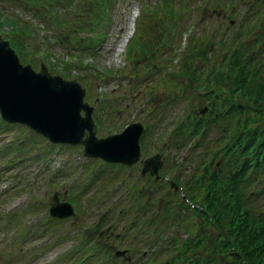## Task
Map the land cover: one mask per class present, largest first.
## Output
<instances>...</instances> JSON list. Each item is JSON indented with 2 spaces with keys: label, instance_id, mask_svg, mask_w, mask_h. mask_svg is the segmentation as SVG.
<instances>
[{
  "label": "rangeland",
  "instance_id": "obj_1",
  "mask_svg": "<svg viewBox=\"0 0 264 264\" xmlns=\"http://www.w3.org/2000/svg\"><path fill=\"white\" fill-rule=\"evenodd\" d=\"M182 1L189 4L188 8L180 10L177 16L168 13L169 18L150 13L147 4L155 9L160 0H110L107 20L100 23L103 37L98 43L87 45L84 41L89 40L92 31L82 25L89 24L92 10H96L92 9V0H73L71 5L58 0L59 3L51 4L52 9L26 0H0V33L8 35L12 33V26L17 29L22 27V22L27 24L28 32L20 31L26 61L38 68L42 60L49 67L41 58V51L48 49V58L56 65L53 72L76 77L85 88L83 99L91 105L92 116L100 119L95 123L97 136L119 132L121 126L130 121L143 122L145 129L139 140L137 162L122 167L116 162L104 164L99 156L83 154L80 142H45L42 132L28 128L24 122L0 117V148L11 140L18 142L7 144L6 153L0 158V264H155L154 247L149 248L145 243L141 220L145 219L146 213L158 212L159 204L173 202L169 191L175 190L176 200L164 214L170 219L177 209L183 211L181 200L187 202L184 194L178 196L180 186L164 176L165 172L170 175L172 166L179 162L188 137L175 135L174 126L183 113L206 114L208 107H202L208 102H216L212 100L211 91L210 96L208 93L201 95L200 82L193 92L188 86L183 92V79L188 70L184 65L187 59L184 46L195 41L199 44L202 39V43L207 41L212 45V58L223 55L224 47L220 46V41H230L235 31V18L255 0ZM57 13L63 20L59 27L52 21ZM158 15L163 16L157 19ZM13 19L17 20V26L10 22ZM161 28L171 38L162 46L155 44ZM72 32L76 35L73 40L70 39ZM41 35L42 39L38 41ZM251 36L252 33H242L245 40H251ZM136 38L148 43L149 54L156 58L155 61L147 64L148 57L143 53L137 55L136 51L128 56L127 45ZM192 59L197 62L199 57ZM71 63L74 69L69 71L65 66ZM209 65L207 61L201 68L207 69ZM180 69L183 71L179 73ZM186 101L189 104L184 107ZM4 122L8 126L1 130ZM219 129L215 134L211 133L214 137L211 148L221 145ZM195 143L192 146H197ZM45 144L44 149L50 146L48 154L37 155ZM208 148L203 147L200 153L204 155ZM156 152L161 164L153 173L146 170L138 176L144 158ZM192 152H186L180 162L178 181H185V175L192 171L193 162L189 161ZM159 181L164 184L158 185ZM165 185L171 186H168V193L163 190ZM260 186L255 187L257 194ZM54 193L58 201L66 199L72 203L74 212L70 216L53 219L49 215L48 207ZM70 197L74 199L71 201ZM262 200V194L253 196L257 208H262ZM55 207L57 211L65 209V206ZM121 207L126 211L123 216L119 213ZM183 214L185 218L190 215L188 210ZM129 220L132 225L127 226ZM156 223L163 225L164 220L157 217ZM43 226L44 230L41 229ZM150 239H153L152 235ZM79 243L91 245L89 248L97 252L86 256L91 250L78 249L72 256L78 260L73 262L68 258V252ZM121 248L127 249L123 254L116 253V249ZM84 258L85 262H82Z\"/></svg>",
  "mask_w": 264,
  "mask_h": 264
},
{
  "label": "trees",
  "instance_id": "obj_2",
  "mask_svg": "<svg viewBox=\"0 0 264 264\" xmlns=\"http://www.w3.org/2000/svg\"><path fill=\"white\" fill-rule=\"evenodd\" d=\"M26 1L33 5H45L50 9L54 1L65 2L64 5H71L73 2V0ZM177 1L175 4L173 0H160L155 9L150 4L147 6L151 14L168 16L169 13L177 16L180 10L189 6L182 0ZM109 3L110 0H92V9L96 10H92L93 15L88 19L89 24L82 25L92 33L84 44L87 41V45H94L103 37L104 32L100 23L107 20ZM245 11V20L243 19L244 21L242 20L234 31L235 36L232 35L234 38L230 39V41L233 39L231 43L229 39L220 41V46L224 47L223 55L217 53L219 56L212 58V45L207 41L202 43V39L199 44L195 41L191 45L188 44L189 46H184L187 51L184 65L188 69L183 79L185 87L188 86L189 91L193 92L194 87L201 85L203 92L201 95L208 93L210 96L211 91L212 100L216 102H208L209 110L206 114L183 113V117L174 126L175 135L188 136L184 141L185 147L192 141L187 152L194 151L189 156V161L193 162L192 174L190 172L185 175L187 177L185 181L181 179L178 181L180 176L177 172L170 173L172 180L181 186L186 196L187 202L181 200L182 210H188L190 215L185 218L183 211L178 209L172 219L164 215L169 205L176 203L174 189L173 192L169 191L172 203L166 202L163 206L159 204L158 212L146 213V220H141V226L145 231V243L149 248L154 247L152 258L156 261L155 264H264V0L249 3ZM161 16L163 15H158L157 19ZM52 21L57 27L63 22L58 13ZM10 22L17 26V20L13 19ZM22 23V27L17 29L12 26V33L4 36L14 46L20 59L26 61L20 31H26L27 24ZM242 33L246 35L252 33L251 40H245ZM75 37V33L72 32L70 39L73 40ZM161 37L163 39H160ZM158 38L161 43L158 39L156 45L162 46L166 41L167 43L171 41L163 29ZM132 43H135L134 47ZM48 51V49L41 51V57L54 71L56 65L49 60ZM135 51L137 55L143 53L148 57L147 64L156 59L151 58L148 43L137 38L130 40L127 45L128 56H132ZM196 56L199 57L197 62L192 59ZM207 61L211 65L207 69H203L204 66L201 68ZM65 67L70 71L74 64ZM181 71L183 70L180 69L179 73ZM197 82L200 84L195 86ZM185 87L182 88L183 92L187 89ZM94 120L96 124L100 121L98 117H94ZM4 123L1 130L8 126L6 122ZM218 128H221L218 135L222 141L221 145L211 148L214 138L211 133L215 134ZM144 134L145 129L142 135ZM177 141L175 144H178ZM9 143L18 142L11 140ZM9 143H4L0 148L1 159ZM194 143L197 146H192ZM205 146L209 148L202 155L200 151ZM174 149L176 150V146ZM42 154L46 155L47 151L43 150ZM10 157L13 159L12 155ZM157 183L164 184L160 181ZM168 186L163 187L165 193H168ZM256 186H260L258 194L263 196L262 208H257L253 203V196L258 195ZM178 196H181L179 192ZM70 198L71 201L74 199ZM125 212L123 207L119 208L122 216ZM157 217L164 220L163 225L159 223L157 225ZM106 222L107 220L104 223ZM128 222L127 226L132 225V220ZM41 229L44 230V226ZM151 235L153 239H150ZM87 246L83 243L77 244L68 252L70 254L68 258L76 262L78 258L72 256L79 248L84 247L82 248L84 250ZM89 250H91L89 254L97 252L96 249Z\"/></svg>",
  "mask_w": 264,
  "mask_h": 264
},
{
  "label": "water",
  "instance_id": "obj_3",
  "mask_svg": "<svg viewBox=\"0 0 264 264\" xmlns=\"http://www.w3.org/2000/svg\"><path fill=\"white\" fill-rule=\"evenodd\" d=\"M85 88L76 78L51 72L44 62L35 69L22 62L9 40L0 34V116L8 121L24 122L52 141L82 142L85 155L105 161L130 164L140 154L139 138L143 123L133 121L121 131L97 136L91 116L92 107L83 100ZM83 110V114L80 110ZM142 172L153 173L161 164L159 153L144 158ZM49 207L55 216L74 212L73 205L57 200ZM63 204V205H62ZM56 205L65 206L57 211ZM124 250H116L123 254Z\"/></svg>",
  "mask_w": 264,
  "mask_h": 264
},
{
  "label": "bare ground",
  "instance_id": "obj_4",
  "mask_svg": "<svg viewBox=\"0 0 264 264\" xmlns=\"http://www.w3.org/2000/svg\"><path fill=\"white\" fill-rule=\"evenodd\" d=\"M126 35H123L122 37H125Z\"/></svg>",
  "mask_w": 264,
  "mask_h": 264
}]
</instances>
